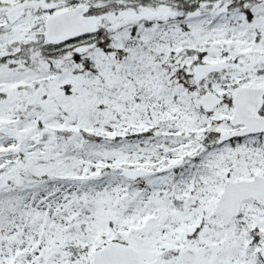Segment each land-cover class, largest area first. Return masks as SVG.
<instances>
[{
  "label": "snow or ice",
  "instance_id": "1",
  "mask_svg": "<svg viewBox=\"0 0 264 264\" xmlns=\"http://www.w3.org/2000/svg\"><path fill=\"white\" fill-rule=\"evenodd\" d=\"M0 264H264V0H0Z\"/></svg>",
  "mask_w": 264,
  "mask_h": 264
}]
</instances>
